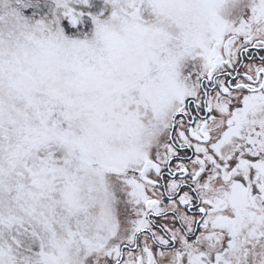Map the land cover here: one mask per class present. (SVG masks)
Here are the masks:
<instances>
[{"label":"snow or ice","instance_id":"6c2138e0","mask_svg":"<svg viewBox=\"0 0 264 264\" xmlns=\"http://www.w3.org/2000/svg\"><path fill=\"white\" fill-rule=\"evenodd\" d=\"M0 264H264V0H0Z\"/></svg>","mask_w":264,"mask_h":264}]
</instances>
